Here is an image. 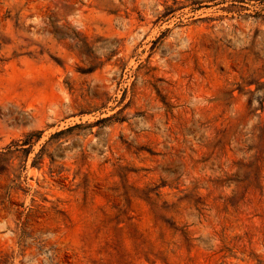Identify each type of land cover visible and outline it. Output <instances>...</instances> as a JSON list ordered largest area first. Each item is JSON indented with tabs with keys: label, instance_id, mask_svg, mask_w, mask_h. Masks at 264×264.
I'll list each match as a JSON object with an SVG mask.
<instances>
[{
	"label": "rangeland",
	"instance_id": "obj_1",
	"mask_svg": "<svg viewBox=\"0 0 264 264\" xmlns=\"http://www.w3.org/2000/svg\"><path fill=\"white\" fill-rule=\"evenodd\" d=\"M0 264H264V0H0Z\"/></svg>",
	"mask_w": 264,
	"mask_h": 264
}]
</instances>
